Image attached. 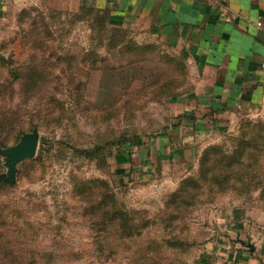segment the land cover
<instances>
[{"label":"rangeland","instance_id":"374dc122","mask_svg":"<svg viewBox=\"0 0 264 264\" xmlns=\"http://www.w3.org/2000/svg\"><path fill=\"white\" fill-rule=\"evenodd\" d=\"M112 29L104 14L44 4L0 29V149L39 133L15 183L0 179V264H198L212 212L264 209V119L203 138L184 168L127 171L118 151L171 124L158 89L181 77L141 33Z\"/></svg>","mask_w":264,"mask_h":264},{"label":"crops","instance_id":"0c3cea01","mask_svg":"<svg viewBox=\"0 0 264 264\" xmlns=\"http://www.w3.org/2000/svg\"><path fill=\"white\" fill-rule=\"evenodd\" d=\"M40 4L93 10L114 29L138 31L141 41L157 46L162 66L173 64L181 77L166 96L171 124L130 146L127 171L152 175L165 163L184 168L200 154L203 138L264 119V0H0V29ZM200 238L198 264H264V209L240 201L217 209Z\"/></svg>","mask_w":264,"mask_h":264},{"label":"water","instance_id":"95a60500","mask_svg":"<svg viewBox=\"0 0 264 264\" xmlns=\"http://www.w3.org/2000/svg\"><path fill=\"white\" fill-rule=\"evenodd\" d=\"M39 133L33 129L30 133H24L19 142L13 146L0 149V156L4 158L6 173L0 179L7 184H14L19 163L32 159L37 151Z\"/></svg>","mask_w":264,"mask_h":264},{"label":"trees","instance_id":"16d2710c","mask_svg":"<svg viewBox=\"0 0 264 264\" xmlns=\"http://www.w3.org/2000/svg\"><path fill=\"white\" fill-rule=\"evenodd\" d=\"M112 30H114V29H112ZM123 78L124 77H117L116 79L115 78H113L112 80H111V90H113V86H122L123 85V82L125 81V80H127L128 79V77L127 76H125V80H123ZM128 81H130V79H128L126 82H128ZM125 82V83H126ZM129 83V82H128ZM121 84V85H120ZM170 85H171V82H168V83H166V84H164V85H161L160 87H159V89H158V93H166V96H167V94L169 93V87H170ZM117 88V87H116ZM115 89V88H114ZM123 88L122 87H120L119 88V90H122ZM137 143V142H136ZM135 144V143H134ZM129 145H133V144H129ZM128 144L127 145H125L124 146V148H122L121 150H119L118 151V153H120V154H125L127 151H128V149H129V146ZM208 151L209 150H205L203 153H202V156L203 155H206L207 153H208ZM244 153V150L243 149H241V150H238L237 151V154L240 156L241 154H243ZM124 159V158H123ZM249 166V165H248ZM239 168H242V166L240 165L239 166ZM258 184H259V187L261 186V187H263V182L262 181H259L258 182ZM128 232H130V231H128Z\"/></svg>","mask_w":264,"mask_h":264},{"label":"built area","instance_id":"2783aa9c","mask_svg":"<svg viewBox=\"0 0 264 264\" xmlns=\"http://www.w3.org/2000/svg\"><path fill=\"white\" fill-rule=\"evenodd\" d=\"M260 69L264 73V56H263L261 64H260Z\"/></svg>","mask_w":264,"mask_h":264}]
</instances>
